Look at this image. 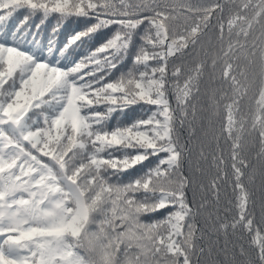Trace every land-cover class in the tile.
Listing matches in <instances>:
<instances>
[{
  "label": "snow or ice",
  "instance_id": "6c2138e0",
  "mask_svg": "<svg viewBox=\"0 0 264 264\" xmlns=\"http://www.w3.org/2000/svg\"><path fill=\"white\" fill-rule=\"evenodd\" d=\"M257 144L264 0H0V264H264Z\"/></svg>",
  "mask_w": 264,
  "mask_h": 264
},
{
  "label": "trees",
  "instance_id": "16d2710c",
  "mask_svg": "<svg viewBox=\"0 0 264 264\" xmlns=\"http://www.w3.org/2000/svg\"><path fill=\"white\" fill-rule=\"evenodd\" d=\"M191 2L193 4L201 3V2L207 3L208 0H191ZM25 27H28V25H25ZM79 27H80L79 24H77L75 26L69 24L67 26V28L65 29V32L72 31L74 29H78ZM61 39H63V35H62ZM103 39H104V34H98L95 38V42H94L93 46L96 43L98 44V43L102 42ZM251 59H254L255 63L249 64L247 61H245L243 59L238 61L246 69L248 76H249V80L255 82L254 87L249 92V96L245 97L243 100L240 101L241 112H249V114H250V110H251V106H252V101H251L252 91L255 90V86L259 85V83H260L259 77L261 74V64H260L258 57L251 58ZM206 80H207V74L205 75V81ZM146 114L147 113H142V110L140 109L139 106H136L135 108L129 109L127 112H125L123 114L116 113L113 115L112 119L108 122L109 128H111L116 123H120V124L131 123L134 119L141 118L142 115H146ZM224 115L225 114L222 111L221 116L223 117ZM208 116H209L210 121L218 127L220 118L212 116L211 110H209ZM186 135H187V133L182 131V136H186ZM223 146H224V142L221 141V147H223ZM258 147L259 146L257 144L256 147L252 148V150L250 152L246 153L248 156V159L250 161H252L253 163L257 164V174L255 177V182L253 184H247V181H245V183L247 184V187H248V191L251 194V201L254 202L253 207H254V211H255L257 220H259V218H260L261 199H262V195H264V192H262V190H261V185H262V183H264V178H262L260 176L259 164L254 159L255 153L258 150ZM229 173H230V168H229ZM212 175H214V172H212ZM209 178L210 177L206 178V180H205L206 183H207V179H209ZM225 193H227L228 195L225 196ZM231 195H232L231 188L227 185H222V188H221V207L225 206L226 199L231 197ZM231 219H232L231 215L227 217V221L229 223H231ZM229 231H231V229H229ZM228 239L234 241V237H232L231 235L228 236ZM220 243L221 244L224 243L223 234H221ZM244 243L247 244V239H245ZM230 247H231V245H230Z\"/></svg>",
  "mask_w": 264,
  "mask_h": 264
}]
</instances>
